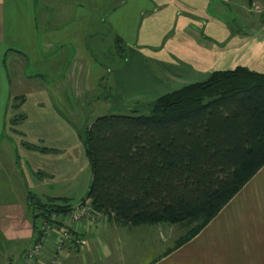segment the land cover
<instances>
[{
    "label": "crops",
    "instance_id": "0c3cea01",
    "mask_svg": "<svg viewBox=\"0 0 264 264\" xmlns=\"http://www.w3.org/2000/svg\"><path fill=\"white\" fill-rule=\"evenodd\" d=\"M243 1L120 0L101 13L116 0H0V148L12 146L0 149V264L19 263L33 242L31 201L59 199L74 209L85 198L70 204L67 186L80 171L77 157L85 159L82 101L100 89L105 73L87 41L104 34L116 54L118 37L122 52L152 61L163 75L164 64H183L181 83L169 74L167 93L203 82L216 70L241 66L264 74V20L251 26L263 35L245 39L232 35L224 19L232 5L244 10ZM251 53L255 65L247 61ZM126 69L127 64L114 76ZM151 73L148 83L154 87L140 93L143 97L158 86L164 89L163 76ZM132 96L138 94L125 99ZM15 98V104L23 98L16 111L22 120L11 128ZM168 227L121 226L112 218L79 225L74 232L82 235V254L92 261L68 249L61 264H99L92 259L96 256L116 257L120 264H264V166L187 242L151 260H142V254L131 260L132 246L144 251L143 232ZM135 232H141L138 241L131 240Z\"/></svg>",
    "mask_w": 264,
    "mask_h": 264
},
{
    "label": "trees",
    "instance_id": "16d2710c",
    "mask_svg": "<svg viewBox=\"0 0 264 264\" xmlns=\"http://www.w3.org/2000/svg\"><path fill=\"white\" fill-rule=\"evenodd\" d=\"M145 108L100 116L81 135L92 172L85 199L121 226L196 225L177 248L264 166V74L216 70Z\"/></svg>",
    "mask_w": 264,
    "mask_h": 264
},
{
    "label": "rangeland",
    "instance_id": "374dc122",
    "mask_svg": "<svg viewBox=\"0 0 264 264\" xmlns=\"http://www.w3.org/2000/svg\"><path fill=\"white\" fill-rule=\"evenodd\" d=\"M107 1V0H106ZM254 4L248 3V0H244L245 7L244 10H241L237 5H232L231 10L227 9L224 11L226 16L224 15V19L229 22L230 29L229 32L232 35L240 36L243 35L245 39H248V37H251L252 35L261 37L263 35V32L260 28V30H254L255 28H252L255 23L259 22L261 23V20H264V0H253ZM120 0H116L115 3L110 2L108 5H105L104 10H101V13H106L112 7L116 4H118ZM259 2V3H258ZM234 19V20H231ZM53 21V20H52ZM255 21V23H254ZM260 26V25H259ZM251 27V28H250ZM242 29H244V33H242ZM250 35L246 37L247 35ZM229 40L232 39L228 38ZM228 40V42H229ZM94 42L99 43V48H96L94 45ZM227 42V43H228ZM226 44H223L225 47ZM231 42H229L228 46H230ZM87 48L92 53V55L95 57L97 64L105 71L103 76V82L100 89H98L97 92L93 94L87 95L84 100L82 101V112L84 114L83 118V126L82 129H80L81 135L85 133L86 129L88 128V125L92 123L96 118L108 115V114H120V113H127L129 110H136L141 113H145L146 106L159 98L162 94H165L169 92L167 90L168 88V76L169 74L175 75L176 77L179 75V77L182 79V76H180L179 72H185L181 67L183 64L179 63L181 67H178L177 65L173 64H164V75L162 72L159 71V65H155L150 60H145L144 63L140 62L139 60H136V58H131L129 52L128 54H125L124 52L116 53L114 54V48L112 46L111 39L107 37L106 35L102 34L99 37H96L94 40H88L87 41ZM250 49H248V52ZM253 57V58H252ZM127 58V61L125 60ZM143 58V56H142ZM250 61L252 65H255L256 61L258 60L252 53L247 54L246 57ZM244 58V59H246ZM127 64V71H123L119 75L114 76V74L123 66ZM155 74L156 77L160 76L164 78L163 80V87H157L155 88V92L151 93L148 97L141 96L143 93L150 88L153 89V84L148 83L149 79V73ZM12 74V73H11ZM154 75V76H155ZM177 80L179 78L177 77ZM145 81V82H144ZM181 83L179 80L178 84ZM120 86V87H119ZM172 88H176L175 85H172ZM136 95L138 96H132L131 99L126 100L125 95ZM145 95V94H144ZM145 109V110H144ZM19 110V109H18ZM18 110H12L13 116H11L10 122H12V118H20L19 115H17L16 111ZM12 111H9V114L12 115ZM128 111V112H129ZM11 112V113H10ZM9 122V123H10ZM11 128L16 127L17 124L12 126L10 124ZM82 139V138H81ZM9 144L5 143L0 149L2 148H10ZM12 147V146H11ZM11 149V148H10ZM85 151V147H84ZM84 160L77 157L78 161L76 162V167L80 168V171L77 173L76 179L73 181H70L68 184V190L70 191V194L73 195V200L70 204L74 205L76 201L79 200L80 197H86V194L88 192L89 185L91 183L92 178V172H91V166L88 163V158L86 155V152L84 153ZM82 167V168H81ZM78 199V200H77ZM85 199V198H84ZM30 207L32 209L33 215H34V224L40 226L43 223H46L45 225H51L53 222V225L55 227H58L56 220L62 219V216H65L67 213L65 212V203L58 202L55 199H49V200H35L31 201ZM62 215V216H60ZM60 216V217H59ZM108 222V221H107ZM106 222V223H107ZM146 226L151 227H159L160 225H154V224H147ZM196 225H192L189 228L182 229L179 226L172 225L168 227L167 232H135L134 236L131 237V240H139V233L142 236V240L144 242L140 243L142 244V247L144 251L138 252V249H135L134 246H132V252H131V260L133 261L137 254V258H139V255L142 254V260H144L143 256H146L147 260H151L153 258H156L157 256H160L161 254L165 255L171 249L175 247V244L180 240V238L185 237L187 233H192L189 231H192L193 227ZM192 229V230H191ZM129 234V233H128ZM133 235V232H131ZM125 237V236H124ZM126 239V237H125ZM69 244L68 248L73 252L77 253L81 259L84 258L87 255L82 254V249L78 247L77 245ZM76 246V247H75ZM126 251L127 256V249H122ZM137 250V251H136ZM85 254V253H84ZM89 257V256H88ZM85 257V260L92 261L90 257ZM145 258V260H146ZM96 263L99 264H106L108 261L113 262L115 261V264H120L117 262L116 257H97L92 258ZM115 259V260H114ZM144 260V261H145Z\"/></svg>",
    "mask_w": 264,
    "mask_h": 264
},
{
    "label": "built area",
    "instance_id": "2783aa9c",
    "mask_svg": "<svg viewBox=\"0 0 264 264\" xmlns=\"http://www.w3.org/2000/svg\"><path fill=\"white\" fill-rule=\"evenodd\" d=\"M62 217L56 220L58 227H55L53 222L51 225H45L43 222L40 226L34 224L33 242L17 264H61L69 244L73 246L74 242V245L81 249L85 246L82 235L74 232L79 225L86 228L108 221V216L95 210L90 200L86 199Z\"/></svg>",
    "mask_w": 264,
    "mask_h": 264
}]
</instances>
